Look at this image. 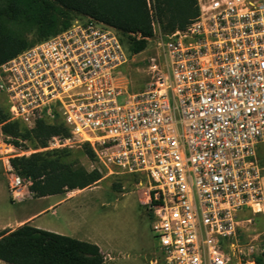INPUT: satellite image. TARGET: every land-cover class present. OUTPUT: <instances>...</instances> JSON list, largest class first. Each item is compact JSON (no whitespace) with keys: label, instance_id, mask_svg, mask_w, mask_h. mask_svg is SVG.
<instances>
[{"label":"built area","instance_id":"obj_1","mask_svg":"<svg viewBox=\"0 0 264 264\" xmlns=\"http://www.w3.org/2000/svg\"><path fill=\"white\" fill-rule=\"evenodd\" d=\"M196 4L182 29L156 31L152 17L137 90L122 34L80 15L1 63L0 95L26 130L39 120L65 128L46 148L87 144L108 172L143 175L168 263L231 264L239 212L264 199V0ZM5 169L15 198L22 177L7 158Z\"/></svg>","mask_w":264,"mask_h":264},{"label":"trees","instance_id":"obj_2","mask_svg":"<svg viewBox=\"0 0 264 264\" xmlns=\"http://www.w3.org/2000/svg\"><path fill=\"white\" fill-rule=\"evenodd\" d=\"M196 0H0V64L36 41L65 29L70 15H87L102 21L127 40L132 53L142 51L153 34L152 17L164 30L184 28L198 13ZM34 34L35 38H29ZM0 130L12 145L30 140L43 147L50 136L66 130L61 124L39 120L30 131L20 122L8 120L0 107ZM82 149L89 160L95 152L87 144ZM67 148L52 153L14 156L9 159L14 172L29 179L33 197L60 194L84 188L101 178L98 168L86 170L65 163ZM0 260L8 264H103L104 255L94 242L79 240L30 225L0 231Z\"/></svg>","mask_w":264,"mask_h":264},{"label":"rangeland","instance_id":"obj_3","mask_svg":"<svg viewBox=\"0 0 264 264\" xmlns=\"http://www.w3.org/2000/svg\"><path fill=\"white\" fill-rule=\"evenodd\" d=\"M79 17L71 14L70 21ZM158 26L155 24L154 30H164ZM29 38L34 39L35 35L30 34ZM122 38L128 42L126 35ZM127 46L130 50L129 43ZM130 53L127 80L128 85L137 90L147 79L146 66L142 61L143 52ZM0 107L5 108L2 95ZM46 145L41 147L27 139L16 147L0 131V222L13 221L0 225V231L15 228L24 222L23 216L59 198L33 197L28 191L30 181L23 177L19 196L12 198L10 193L12 175L5 169V159L62 149H49ZM67 149L68 153L61 156L63 162L86 170H91L93 165L99 168L102 176L87 187L62 192V197L69 200L53 209H44L30 225L98 244L104 255L103 264H170L158 251L157 240L149 228L145 177L141 174L110 173L97 156L95 160H89L82 146ZM257 160L264 176V143L257 147ZM260 207L257 212L249 208H242L239 212L238 247L230 251L231 264H264V199ZM0 264L8 263L0 260Z\"/></svg>","mask_w":264,"mask_h":264},{"label":"crops","instance_id":"obj_4","mask_svg":"<svg viewBox=\"0 0 264 264\" xmlns=\"http://www.w3.org/2000/svg\"><path fill=\"white\" fill-rule=\"evenodd\" d=\"M29 191V190H28ZM52 196H59L58 199H54L53 201L47 203V205L44 206V208L37 210L35 212H31L25 216H23L22 218H24V222H28L29 224H31L35 219H36V215H38L39 213H41L44 209H53L54 206L59 205L60 203H64L66 202L67 199L66 197H62V193L60 194H54V195H48V196H43V198H45L46 200H49L52 198ZM17 220V219H16ZM15 221V220H14ZM7 222H13V221H5V222H0V225L7 223ZM36 226V225H35ZM37 227V226H36ZM13 229V228H12ZM98 245V244H97ZM99 246V245H98ZM100 248V247H99ZM101 250V249H100Z\"/></svg>","mask_w":264,"mask_h":264},{"label":"snow or ice","instance_id":"obj_5","mask_svg":"<svg viewBox=\"0 0 264 264\" xmlns=\"http://www.w3.org/2000/svg\"><path fill=\"white\" fill-rule=\"evenodd\" d=\"M201 115H203V114H201Z\"/></svg>","mask_w":264,"mask_h":264}]
</instances>
